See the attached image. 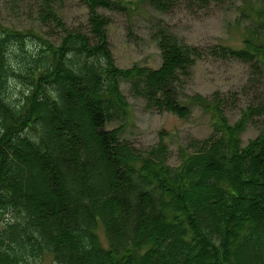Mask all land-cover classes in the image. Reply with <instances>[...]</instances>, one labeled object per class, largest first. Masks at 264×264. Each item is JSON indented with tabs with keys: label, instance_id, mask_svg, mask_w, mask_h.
Here are the masks:
<instances>
[{
	"label": "trees",
	"instance_id": "16d2710c",
	"mask_svg": "<svg viewBox=\"0 0 264 264\" xmlns=\"http://www.w3.org/2000/svg\"><path fill=\"white\" fill-rule=\"evenodd\" d=\"M82 1L85 28L66 24L67 0H34V13L19 16H33L28 28L0 22V264L46 253L54 264H264V124L243 139L264 105L248 104L232 122L220 92L184 93L208 54L258 61L263 76L264 0H192L235 7L246 23L240 50L190 44L157 19L158 68L116 63L112 14L149 21L150 10L180 2ZM125 85L150 110L187 118L200 108L212 132L180 145L178 165L163 139L139 148L123 136L132 117Z\"/></svg>",
	"mask_w": 264,
	"mask_h": 264
},
{
	"label": "rangeland",
	"instance_id": "374dc122",
	"mask_svg": "<svg viewBox=\"0 0 264 264\" xmlns=\"http://www.w3.org/2000/svg\"><path fill=\"white\" fill-rule=\"evenodd\" d=\"M177 5L170 11L150 10L154 17L147 19L129 20L128 16L112 14V24L109 28V39L116 60L120 67L129 68L135 64L158 68L162 63L161 51L152 40L151 26L160 19L168 25L180 38L190 44L204 48L215 47L219 44L235 50L244 48V23L239 18V12L221 5L202 3L194 4L192 0H177ZM238 3H241L240 1ZM31 7L33 8L32 10ZM34 0H0V22L23 29L29 27L34 18H19L24 12L34 13ZM67 25L75 28H85L88 24V9L82 0H67L61 14ZM26 22V23H25ZM60 36V33L58 34ZM53 39L58 37L53 36ZM257 63L238 59L215 58L208 54L205 59L193 67V77L184 88V93L191 96L201 94L212 98L219 93L231 100L227 115L232 122L240 119L243 107L248 104L264 105V74L257 80ZM264 72V69L262 70ZM132 109L129 124L124 121L110 122L109 129H115L124 124L123 136L131 140L141 149H147L163 139L171 148L169 163L178 165L180 157L178 148L187 146L193 138L203 139L212 132L210 115L195 107L192 116L181 118L167 111L150 110L143 98L137 97L124 86ZM237 95L235 93L239 92ZM86 100L84 94L80 96ZM237 97V98H236ZM264 124V116L248 126L243 139L247 143L254 139ZM68 134V130L62 129ZM73 139L71 143H73ZM4 193V187L1 189ZM102 243L108 246L101 226L98 230ZM82 236L77 235V244L82 246ZM33 264H54L53 255L45 254ZM30 264V263H29Z\"/></svg>",
	"mask_w": 264,
	"mask_h": 264
}]
</instances>
